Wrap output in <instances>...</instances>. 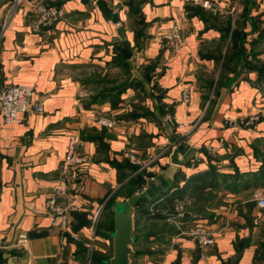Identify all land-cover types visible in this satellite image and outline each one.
<instances>
[{"label": "crops", "instance_id": "1", "mask_svg": "<svg viewBox=\"0 0 264 264\" xmlns=\"http://www.w3.org/2000/svg\"><path fill=\"white\" fill-rule=\"evenodd\" d=\"M13 1L0 0V84L34 87L43 110L8 123L0 113V264H107L111 218L98 228L102 206L115 193V202L146 194L156 177L168 187L134 210L130 264H263L264 208L254 194L264 193V115L254 124L241 120L264 107V83L239 63L263 56L264 0H212L214 9L191 0H101L116 22L93 0H43L64 16L37 30ZM228 20L245 50L228 59L230 67ZM173 23L183 36L177 50L162 41ZM72 134L83 140L87 161L80 179L62 182ZM180 140L177 148L194 152L175 164L166 147ZM138 174L139 186L122 192ZM59 183L58 202L71 209L67 228L52 224L45 208ZM189 210L219 233L205 256L180 234Z\"/></svg>", "mask_w": 264, "mask_h": 264}, {"label": "built area", "instance_id": "2", "mask_svg": "<svg viewBox=\"0 0 264 264\" xmlns=\"http://www.w3.org/2000/svg\"><path fill=\"white\" fill-rule=\"evenodd\" d=\"M191 2L206 9L215 8L212 0H191ZM19 7L24 8L34 15L32 26H34L33 28L35 30L64 16V10L61 6L48 5L42 0H14L13 8L18 9ZM162 41L167 47L177 50L182 44V34L179 25L175 23L171 24L168 30L162 34ZM183 96L184 99L188 98L187 89L183 91ZM42 110L40 101L34 97V87L10 82L0 84V113L2 114L3 122H18L20 120V113H27L30 111L41 112ZM263 115L264 107H261L257 112L241 120V123H243V125L254 124ZM98 123L106 127L114 126L113 120L107 117H100ZM184 124L185 123H179V126H184ZM183 140L171 143L166 149L172 150L177 148V146L183 143ZM83 147L84 142L82 139L75 134L70 135L60 178L62 182H65L68 177L72 178L74 181L81 178V167L87 161L86 156L81 152ZM125 155L129 157L132 162H139L130 152H125ZM153 160L154 158L151 156L149 159L142 161L140 165L144 167ZM63 192L62 185L60 183L55 184L45 200V208L52 218V224L67 228L70 222L71 209L58 202V196L62 195ZM254 199L260 208H264V193L262 191L255 192ZM154 206L153 204L150 208L154 210ZM184 214L185 212L183 211L179 213L180 216H184ZM186 215L187 219H190V225L187 229L181 231L180 234L189 237L200 250L201 256H205L207 250L215 243L219 233L216 229L209 228L206 220L200 215L190 212H187ZM96 217L97 213L93 216V222L96 221ZM93 231L94 230H91V232ZM73 238L77 239V235H73ZM26 242L27 238L25 235H21L17 244L24 246Z\"/></svg>", "mask_w": 264, "mask_h": 264}, {"label": "water", "instance_id": "3", "mask_svg": "<svg viewBox=\"0 0 264 264\" xmlns=\"http://www.w3.org/2000/svg\"><path fill=\"white\" fill-rule=\"evenodd\" d=\"M100 8L103 15L114 22L117 21L116 13H109L105 8L101 0H93ZM122 56L129 58L131 53L126 45H123L121 49ZM187 151V147L184 150L175 148L172 152L173 163L182 164L185 163L189 157L193 154L194 150L190 149L187 151L183 159L178 160L177 154L184 153ZM157 182L160 185H157ZM168 183L165 182L162 177H156L148 183V187L145 189V193L150 197L154 198L156 194L166 190ZM136 197L129 198L127 200L119 201L114 207V218H113V231L112 237V256L106 260L107 264H130V255L132 254L131 244L133 242V213L135 210Z\"/></svg>", "mask_w": 264, "mask_h": 264}, {"label": "trees", "instance_id": "4", "mask_svg": "<svg viewBox=\"0 0 264 264\" xmlns=\"http://www.w3.org/2000/svg\"><path fill=\"white\" fill-rule=\"evenodd\" d=\"M236 24H237V22H235V25ZM230 25L231 24H230L229 20L225 22V26L226 27H225V30H224V34L228 35L230 33V43H231V45L228 47L227 52H226V60L224 62V66H226V67L232 66V65L228 64V59L231 58L232 60H239L240 58H243L245 56L244 48L241 47V46H236V41L237 40H242L244 35L242 33H240L238 30H236V28H233L230 31ZM239 66H241L240 70H242L244 68H246V69L247 68L256 69L258 71L261 79L263 78V81H264V61L261 64H259V65H257L256 62L255 63H250V64L248 62H242V63H239ZM141 175L142 174H138L137 176L133 177L132 179H129L128 182L125 183V187H126L125 189L126 190L130 189V192H131L132 189L136 185L139 186V183L143 180ZM115 195H116V193H115ZM115 195L113 194L111 196V198L109 199V201L105 204L108 207L113 206V210H114V207H115V205L117 203V202H114V199H113V197H115ZM134 197H136V199L134 201L135 210H138L137 206L138 205L142 206L143 204H145L146 199H148L146 194H144V193H140V195H135ZM129 198H133V197H129ZM156 216H160V214L156 215ZM112 217L114 218V211H113V216ZM113 218H111V221H110V229H111V231H113Z\"/></svg>", "mask_w": 264, "mask_h": 264}, {"label": "rangeland", "instance_id": "5", "mask_svg": "<svg viewBox=\"0 0 264 264\" xmlns=\"http://www.w3.org/2000/svg\"><path fill=\"white\" fill-rule=\"evenodd\" d=\"M43 1V0H42ZM44 2V1H43ZM45 3V2H44ZM214 3V2H213ZM45 4H47V3H45ZM49 5V4H48ZM196 5V4H195ZM215 5V4H214ZM58 6V5H57ZM216 8V7H215ZM206 9V8H205ZM214 9V8H213ZM31 13V12H30ZM31 24H32V20H34V15L31 13ZM59 20V18L58 19H56L55 21H53L52 23H49L48 25H51V24H53V23H55L56 21H58ZM34 27V26H33ZM180 27V26H179ZM34 29V28H33ZM180 29H181V27H180ZM182 34V33H181ZM182 41H183V36H182ZM232 47V46H231ZM173 50V49H172ZM261 50V49H260ZM263 53V56H262V58L260 59V60H258L256 63H257V65H259V64H261L263 61H264V52H262ZM262 80V82L264 83V81H263V78L261 79ZM244 119H246V118H244ZM243 119V120H244ZM152 156V155H151ZM151 156H149V157H147L146 159H149ZM148 165H150V164H148ZM128 189V188H127ZM122 192H124V193H129L130 192V189L129 190H124V191H122ZM113 199H115L114 197H113ZM115 202V201H114ZM108 206L106 205V207H104V206H102V210H101V212H100V220H99V222H98V228L99 227H105L106 226V224H105V221L107 220V219H110V218H112V214H111V208L109 207V208H107ZM188 212V211H187ZM189 212H193L194 214H199L198 213V211H190L189 210ZM102 222V223H101ZM166 230H170V227H166L165 228ZM92 254V253H91ZM90 254V255H91ZM89 255V256H90ZM88 256V257H89ZM92 256V255H91Z\"/></svg>", "mask_w": 264, "mask_h": 264}]
</instances>
